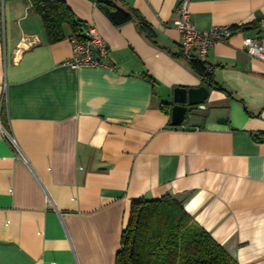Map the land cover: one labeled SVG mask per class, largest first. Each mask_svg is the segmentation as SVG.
I'll return each instance as SVG.
<instances>
[{
    "label": "crops",
    "instance_id": "obj_1",
    "mask_svg": "<svg viewBox=\"0 0 264 264\" xmlns=\"http://www.w3.org/2000/svg\"><path fill=\"white\" fill-rule=\"evenodd\" d=\"M64 1L83 34L99 29L105 66L72 68L69 27L50 44L28 1L0 0V264H115L131 201L165 195L239 264H264V62L243 46L264 0H189L198 31L233 35L207 55L223 90L180 125L175 93L204 88L180 54L182 0H123L152 40L96 0Z\"/></svg>",
    "mask_w": 264,
    "mask_h": 264
},
{
    "label": "trees",
    "instance_id": "obj_2",
    "mask_svg": "<svg viewBox=\"0 0 264 264\" xmlns=\"http://www.w3.org/2000/svg\"><path fill=\"white\" fill-rule=\"evenodd\" d=\"M12 1V0H5ZM38 15L50 44L71 37L84 38L85 24L78 20L64 0H26ZM98 9L116 27L139 21L142 33L150 40L153 30L140 14L123 0H96ZM200 76L204 88L223 90L213 78L212 71L198 60H189ZM167 104H161L164 108ZM115 264H239L211 235L186 212L183 202L172 195L157 200L138 198L131 201L129 218L122 231L120 249Z\"/></svg>",
    "mask_w": 264,
    "mask_h": 264
},
{
    "label": "built area",
    "instance_id": "obj_3",
    "mask_svg": "<svg viewBox=\"0 0 264 264\" xmlns=\"http://www.w3.org/2000/svg\"><path fill=\"white\" fill-rule=\"evenodd\" d=\"M178 19L174 27L181 34L180 54L186 60H198L213 71L207 55L209 49L219 42L230 39L233 29L230 26H215L208 31H198L192 24L189 13V0H182L177 7ZM244 51L252 58L264 62V33L249 36L243 40ZM73 56L68 64L72 68L105 66L108 58V46L95 25L85 29L83 39H72ZM4 135L12 142L11 137Z\"/></svg>",
    "mask_w": 264,
    "mask_h": 264
},
{
    "label": "water",
    "instance_id": "obj_4",
    "mask_svg": "<svg viewBox=\"0 0 264 264\" xmlns=\"http://www.w3.org/2000/svg\"><path fill=\"white\" fill-rule=\"evenodd\" d=\"M208 93L209 91L206 88L183 93L177 91L174 99L175 106L172 108V124L180 125L190 111H193L198 104H202L205 95L207 96ZM198 95H201L202 98Z\"/></svg>",
    "mask_w": 264,
    "mask_h": 264
}]
</instances>
